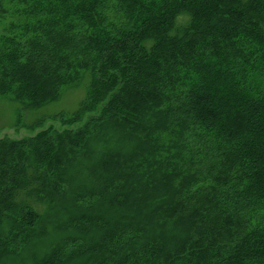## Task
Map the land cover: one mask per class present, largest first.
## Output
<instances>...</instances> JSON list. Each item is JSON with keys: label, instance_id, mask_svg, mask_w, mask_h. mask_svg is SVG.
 Returning <instances> with one entry per match:
<instances>
[{"label": "trees", "instance_id": "16d2710c", "mask_svg": "<svg viewBox=\"0 0 264 264\" xmlns=\"http://www.w3.org/2000/svg\"><path fill=\"white\" fill-rule=\"evenodd\" d=\"M6 1L0 264H264V0Z\"/></svg>", "mask_w": 264, "mask_h": 264}, {"label": "rangeland", "instance_id": "374dc122", "mask_svg": "<svg viewBox=\"0 0 264 264\" xmlns=\"http://www.w3.org/2000/svg\"><path fill=\"white\" fill-rule=\"evenodd\" d=\"M8 6L9 4H7L6 0H0V9H9ZM2 20V23H0V30L2 29V26H4V23L8 21L7 19L4 20V18ZM73 88L74 87L72 86L63 89L60 98L56 102L44 107L46 108L45 110L57 111L60 109H65L66 112L73 110L76 106L75 104H77L78 100L84 94V84L82 83L80 87L76 89ZM37 114L39 117L44 113L39 112ZM50 114L51 113H46L44 114V117L49 116ZM38 117L33 115L32 111L21 108V106L14 102L9 96H0V138L8 137L11 139H21L24 137H30L34 135L35 132L40 131L41 128H46L49 125H53L55 127H58L59 125L58 123H53L48 119H44V124L42 125L43 127H36V129L33 130L28 128V126ZM52 239L54 238L52 237ZM52 239L46 238L30 249L35 250L38 255H42L49 248V244L52 242ZM29 253L30 250L20 257L10 259L5 264H31Z\"/></svg>", "mask_w": 264, "mask_h": 264}]
</instances>
